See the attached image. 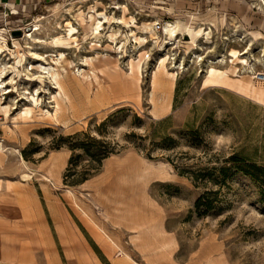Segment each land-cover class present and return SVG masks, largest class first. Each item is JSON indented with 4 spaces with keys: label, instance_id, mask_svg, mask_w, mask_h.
<instances>
[{
    "label": "rangeland",
    "instance_id": "rangeland-1",
    "mask_svg": "<svg viewBox=\"0 0 264 264\" xmlns=\"http://www.w3.org/2000/svg\"><path fill=\"white\" fill-rule=\"evenodd\" d=\"M178 1L49 0L7 16V24L2 18L9 50L0 61L10 66L3 67L9 91L0 90V105H6L0 109V215L9 204L32 208L37 203L52 227L66 210L82 231L89 222L112 240V247L89 241L102 264H264V103L238 86H264L255 76L264 72V7L259 0ZM80 13L108 18L98 39L88 33L83 40ZM208 14L216 22L193 49L200 60L193 57L185 31L164 50L158 43L139 46L133 41L134 35H157L162 41L165 23L186 22L190 15L198 17L193 24L207 26ZM66 20L78 29L77 44L62 48V57L54 62L59 55H50L56 53L50 40L65 33ZM155 23L162 28L155 30ZM34 24L42 41L32 51L44 56L42 61L27 53L28 40L22 37ZM146 24L150 32L142 33ZM110 32H115L114 42L107 38ZM10 35L25 53V61L17 64L20 72L12 69L16 48ZM232 49L246 50L245 65L227 55ZM96 53H105L116 72L97 71L95 63L84 61ZM163 55L168 70L174 60L183 67L174 69V79L159 71L171 85L153 89V97L164 105L155 110L150 78ZM221 55L226 61L213 65L226 69L229 78L204 85L208 61ZM44 61L62 74L68 97L55 116L56 89L44 74L40 80L36 66ZM136 61L140 70L128 74L130 62ZM27 107L31 112L23 114ZM93 139L109 143L112 152L84 183L64 181L70 160L75 169L90 164L86 150L93 149ZM245 164L257 168L259 179L237 168ZM198 170L212 172L215 180L194 183L189 176ZM205 191L213 205L202 213L195 204Z\"/></svg>",
    "mask_w": 264,
    "mask_h": 264
},
{
    "label": "bare ground",
    "instance_id": "bare-ground-1",
    "mask_svg": "<svg viewBox=\"0 0 264 264\" xmlns=\"http://www.w3.org/2000/svg\"><path fill=\"white\" fill-rule=\"evenodd\" d=\"M263 7H264V0H259ZM178 4H180V0L178 1ZM173 6L169 8V11L173 10ZM179 7V6H178ZM13 10L18 13L20 12L17 7H13ZM4 18V16H2ZM78 20L79 24L83 27V33H82V38L83 40L87 39L88 33L92 35V38L98 39L100 35V30L102 28L103 23L108 21V18L105 15H100V14H92L89 13L87 15H84L83 13H80L78 15ZM198 19L197 16L190 15L189 18L187 19L186 22H180L178 20H175L173 23H165L162 28V32L164 33V38L163 40L159 41L157 35H149L148 39L145 38L144 36H133V41L135 43H138L139 46L144 45L148 41H151L153 43H158L157 45L159 46V50H164L166 48V45H171L175 41H177V35L180 34L181 32L185 31L186 34L189 37V40L187 41L189 49L192 50L191 52L194 53L193 49L199 48L198 47V39L202 36H207L211 31H212V26L215 24V16L213 14H208V17L204 18L207 24V26H202L205 22H196L194 23V20ZM203 19V18H199ZM4 21V20H3ZM114 22L116 23H122L121 18H115ZM2 23V22H1ZM130 26H135L134 24H131ZM264 26V24L262 25ZM37 24H34L33 28H29L28 31H24L22 34V37H25L28 41L27 47V53L29 55H33V58H37V60H44V56L37 54L35 51H32L34 48V45L36 43H40L42 40L36 36L35 32L38 30ZM151 26L146 24L142 26V33H147L150 32ZM5 28L0 25V60L3 59L2 56H5L7 52H4V50H9V48L6 46V37L4 35ZM78 32V29L76 28L75 25L70 20H66L65 22V33L63 35H58V36H52L51 37V44H53V47H55V54H50V55H59L54 62H59V58L62 57V48H70L73 45H71L72 42L76 45V36L75 34ZM132 34V32H131ZM259 33H253V35H258ZM125 37V35H124ZM10 38L12 39L13 45L16 48V65H13V71L20 72V70L17 68L18 65L22 64V61H25V53L23 51H20V44L17 40V37L10 35ZM107 38L109 41H115V32H110L107 34ZM127 40V38L125 37ZM173 48V47H172ZM188 50V52L190 51ZM245 51L240 52L237 50H230V52L227 54L235 59V63H241L242 65H245L247 63V60L242 56ZM193 57L198 58L199 60L201 59L202 56H200L198 53H194ZM167 56H160L159 60L157 62L156 68L151 72V86L152 90L149 94L151 100L153 101V107L155 110H159L160 108H163V102H157V98L153 97V89L159 88V87H166L171 85V83H165L163 80L160 79L159 77V71H163L167 73L169 76H171L173 79L175 77V73L177 72L174 69H179L182 68V63H176L174 60L173 64L171 65L173 70H168L165 68V61H166ZM233 59H230L229 61H232ZM84 61H87L88 63H95L96 64V69L97 71L100 72H116V64L111 62L109 57L105 53H96L95 55L89 56L87 59H84ZM226 61L225 55H221L219 58L216 60H209L208 67L205 69V73L203 76V84L204 85H220L221 83L225 82L229 76L227 73L226 69L218 68L215 67L213 64L219 63L222 64ZM18 64V65H17ZM4 66H10L6 61H3V63L0 61V90L3 92H8L9 90H6L5 87V81H4V75H3V67ZM37 69L41 73L39 75L40 80L42 77L45 75L50 79V81L54 84V88L56 89L55 93L52 94V101L54 102V112L53 115L55 116L57 113V110L59 108V103L67 99V93L65 91L64 87V80L63 76L61 73H59L52 65H48L45 63L42 64L40 62L37 63ZM30 68L31 65L29 66ZM248 71H252V66L249 64L247 65ZM246 67V68H247ZM140 70V65L139 62H130L129 64V73L131 74L134 71L138 72ZM77 73H79L81 76H84L82 71H84L83 68H76ZM93 76L96 77V74L92 71ZM44 74V75H42ZM261 80H264V72H258L255 76H258ZM239 87H242L243 89H249L257 98L258 101L261 103H264V86H257L253 85L252 83L249 82H242L238 84ZM31 100L33 103L37 102V98H34L33 95H31ZM0 109L6 110V105H0ZM31 107L25 108L22 113L23 114H28L31 112ZM51 114V113H50ZM140 176V175H139ZM70 192V191H68ZM91 222V221H90ZM87 224H90L95 236L97 239L101 240L102 242L107 243V245L112 247L113 243L112 241L110 242L109 237L104 234L101 230L98 228L92 226L91 223L87 222Z\"/></svg>",
    "mask_w": 264,
    "mask_h": 264
},
{
    "label": "crops",
    "instance_id": "crops-1",
    "mask_svg": "<svg viewBox=\"0 0 264 264\" xmlns=\"http://www.w3.org/2000/svg\"><path fill=\"white\" fill-rule=\"evenodd\" d=\"M43 1L49 0H0V22L2 13L6 12L5 7H17L20 11L18 13H21ZM27 206L24 203L9 204L5 215H0L1 263L26 264L29 260L30 264L35 261L40 264L38 261L41 256L44 261L50 258V264H63L58 253L59 246L65 264H102L96 259L94 247L89 243L101 240L96 238L89 224L82 225V231L76 223L67 218L66 210H62L60 218L54 220L50 227L46 211L40 204L34 203L32 208ZM107 230L109 232V229Z\"/></svg>",
    "mask_w": 264,
    "mask_h": 264
},
{
    "label": "trees",
    "instance_id": "trees-1",
    "mask_svg": "<svg viewBox=\"0 0 264 264\" xmlns=\"http://www.w3.org/2000/svg\"><path fill=\"white\" fill-rule=\"evenodd\" d=\"M93 145L92 150H86L88 156L90 157V164L86 167H82L81 169L71 168L72 162L69 161V166L66 168V173L64 174V181H67L71 185L80 184L91 177L99 168L100 162L103 158L107 157L111 152L112 148L110 144L104 142L100 139H93L91 142ZM84 147V146H82ZM172 162V161H171ZM242 173L254 178L259 179V174H256V167L253 165H243L237 167ZM218 170L224 172L225 168L220 167ZM180 174H183V171H180ZM212 172L210 171H202L198 170L197 172H192L190 174V178L194 183H206V181H214L215 178L211 176ZM70 178V179H69ZM213 199L209 197V191H205L201 194L196 200L195 207L198 209H202V213L207 212L212 208Z\"/></svg>",
    "mask_w": 264,
    "mask_h": 264
},
{
    "label": "built area",
    "instance_id": "built-area-1",
    "mask_svg": "<svg viewBox=\"0 0 264 264\" xmlns=\"http://www.w3.org/2000/svg\"><path fill=\"white\" fill-rule=\"evenodd\" d=\"M5 9H6V12H4V13H2V14H3L4 19H5V20H4V21H5L4 23L7 24L8 21H6V17H7V16H10V15H14L16 12H15L12 8H10V7H5ZM17 21L19 22L20 20H17ZM16 27L19 28L18 26H16ZM17 28H16V29H17ZM160 28H162V27H161V25H160L159 23H155V24H154V29H155V30H159ZM13 29H15V28H13ZM13 29H11V30H13ZM161 30H162V29H161ZM148 56H149L148 53H145V54H144V57H145V58H148Z\"/></svg>",
    "mask_w": 264,
    "mask_h": 264
},
{
    "label": "water",
    "instance_id": "water-1",
    "mask_svg": "<svg viewBox=\"0 0 264 264\" xmlns=\"http://www.w3.org/2000/svg\"><path fill=\"white\" fill-rule=\"evenodd\" d=\"M13 33L19 34L20 32H19V30H15Z\"/></svg>",
    "mask_w": 264,
    "mask_h": 264
}]
</instances>
